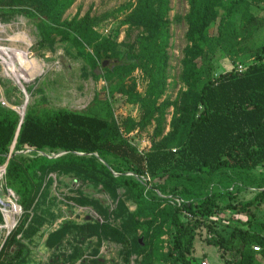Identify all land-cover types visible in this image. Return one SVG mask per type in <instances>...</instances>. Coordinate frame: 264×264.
Segmentation results:
<instances>
[{
	"label": "trees",
	"instance_id": "trees-1",
	"mask_svg": "<svg viewBox=\"0 0 264 264\" xmlns=\"http://www.w3.org/2000/svg\"><path fill=\"white\" fill-rule=\"evenodd\" d=\"M76 1L0 0V19L6 22L22 15L33 20L41 47L51 49L56 40L61 41L91 61L92 67H98L84 50L85 45L93 46L100 65L108 61L103 67L108 79L113 72L140 70L148 79L144 96L135 91L134 83L129 91L119 85L113 90L127 94L130 103L139 104L145 113L142 127L151 120L155 122V138L163 134L167 110L174 107L170 131L166 143L139 151L120 133L112 116L100 118L88 109L27 106L21 119L16 111L0 104V167L6 163L15 140L1 183L17 197L21 210L17 225L0 248V264H29L30 251L24 242L33 241L48 221L46 186L53 173L83 176L113 194L124 189L135 206L126 219V231L140 229L143 236H148L158 219H166L174 231L168 255L178 264H196L190 258H196L193 241L202 227L208 234L206 243L214 245L226 263L261 264L258 257L264 260V235L236 228L225 238L214 226V219L229 211L246 214L245 224H251L252 208H257L264 198V48L242 72L236 71L235 66L217 73L213 59L223 36L211 35L205 29L212 0H189L188 68L183 77L188 88L181 92V102L164 99L157 105L167 85L169 0H137L125 18L123 41L117 44L103 38L96 46L98 34L92 30L87 15L63 19ZM124 9L120 7L118 12L123 13ZM259 26L256 16L245 13L242 17L241 27L249 34ZM134 28L137 33L130 43ZM120 44L127 47L121 60L117 52ZM92 105L110 109L107 101L98 98ZM134 126V122L129 123L125 133ZM23 152L34 156L27 158ZM59 153L65 154L58 156ZM146 177L149 181H142ZM246 189L257 192L246 201H227ZM97 212L100 216L106 213L102 208ZM87 227L92 235H107L118 243L124 242L123 233L105 222L96 220ZM67 229L63 226L49 234L45 245H56ZM225 251L237 252L238 259L225 258Z\"/></svg>",
	"mask_w": 264,
	"mask_h": 264
},
{
	"label": "rangeland",
	"instance_id": "rangeland-1",
	"mask_svg": "<svg viewBox=\"0 0 264 264\" xmlns=\"http://www.w3.org/2000/svg\"><path fill=\"white\" fill-rule=\"evenodd\" d=\"M136 4L137 0H77L66 11L63 19L70 20L75 15L79 18L87 15L92 30L98 34L94 46L103 38L119 44L127 30L125 18ZM120 7L125 8L123 13L118 12ZM211 8L212 12L205 29L211 35L220 33L223 36V43L213 59L217 73L229 70L237 64L247 65L255 62L264 48V0H212ZM229 8L231 10L228 13ZM189 11V0H169L167 85L157 105L164 99L181 102V92L187 91L188 85L183 77L186 66L188 68L186 52L189 44L186 34ZM245 13L256 16L260 22L258 29L250 34L241 27ZM132 31L130 43L135 39L137 29L134 28ZM38 39L35 21L22 15H15L6 22L0 19L1 105L17 109L20 113L25 112L27 106L52 110L64 108L72 111L88 109L100 118L109 119L112 116L120 128V133L139 151H147L164 141L166 143L165 138L170 131L174 107L171 106L167 110L163 134L155 138L153 136L155 122L151 120L142 127L140 124L145 113L139 104L130 103L127 94L113 90L119 85L124 87L123 90L129 91L134 83L135 91L144 96L148 88V79L143 72L138 69L127 74L113 72L108 79L100 65L101 61L94 54L93 46L85 45L84 50L92 56L98 67H92L91 61L80 57L74 49L61 41L56 40L54 47L49 49L41 47ZM117 52L121 60L127 52V47L120 44ZM194 86L198 88L197 83ZM96 98L101 102L107 101L110 109L105 111V108L92 105ZM131 122H134L135 126L125 133ZM12 149L11 146L8 156H11ZM22 154L27 158L34 156L31 152ZM60 155L63 153L58 154ZM2 168L1 166L0 174ZM49 177L51 179L46 186L49 199L45 208L49 209L50 216L33 241L24 242L30 251L29 264H178L168 255V250L173 244L174 231L166 219H158L148 236H143L140 229L137 231L124 229L128 215L135 209L124 189H118L113 194L100 184L74 173H53ZM256 192L254 189L242 190L227 201H246ZM0 195L6 204L5 206L0 204L3 221L0 224L1 248L17 225L21 210L16 204L17 197L2 187L1 179ZM81 202L87 204L82 205ZM98 208L104 209L106 213L100 216ZM4 211L6 215L9 213L7 219ZM252 212L254 217L251 224H245L246 214L224 211L215 216L214 226L225 238L236 228L264 235V198L257 208H252ZM96 220L121 231L124 242L118 243L107 235H92L87 226L94 224ZM63 226L68 227L64 237L53 247H47L45 245L47 236ZM207 236L205 228H200L193 241V255L196 258L190 260L199 264L202 257H205L210 264H228L220 258L214 245L206 243ZM139 239L141 244L137 246L136 241ZM140 248L145 250L141 251ZM223 254L227 259H238L235 251H225ZM258 260L264 264L263 259L258 257Z\"/></svg>",
	"mask_w": 264,
	"mask_h": 264
},
{
	"label": "water",
	"instance_id": "water-1",
	"mask_svg": "<svg viewBox=\"0 0 264 264\" xmlns=\"http://www.w3.org/2000/svg\"><path fill=\"white\" fill-rule=\"evenodd\" d=\"M107 64H108V61L103 62V63H102V67H105ZM22 91L24 92V89H23V88H22ZM25 102H26V100H25ZM13 110H14V109H13ZM14 111H16V112L18 113L17 110H14ZM18 114H19V113H18ZM23 116H24V114L21 116V119L23 118ZM17 132H18V129H17ZM14 144H15V140H14V142L12 143V148H14ZM63 154H65V153H63ZM10 157H11V156H8V159H9ZM8 159H7L6 163L2 166V167H3V171H2V173L0 174V179L3 177V174H4V172H5V167H6V165H7ZM115 175H116V174H115ZM116 176H118V175H116ZM0 197H1V195H0ZM0 204H1L2 206H5V205H6V204H5L4 202H2L1 200H0ZM138 242H139V244H141V239H139Z\"/></svg>",
	"mask_w": 264,
	"mask_h": 264
},
{
	"label": "built area",
	"instance_id": "built-area-1",
	"mask_svg": "<svg viewBox=\"0 0 264 264\" xmlns=\"http://www.w3.org/2000/svg\"><path fill=\"white\" fill-rule=\"evenodd\" d=\"M245 65L244 64H237L236 65V71H238V72H242L243 70H245ZM142 181H149V177H146V178H143L142 179ZM156 192V194L158 195V196H161L160 195V193L158 192V191H155ZM184 216H186V218H188V219H190L191 218V216L189 215V214H184ZM255 250H258V248H255ZM200 264H208L206 261H200Z\"/></svg>",
	"mask_w": 264,
	"mask_h": 264
},
{
	"label": "bare ground",
	"instance_id": "bare-ground-1",
	"mask_svg": "<svg viewBox=\"0 0 264 264\" xmlns=\"http://www.w3.org/2000/svg\"><path fill=\"white\" fill-rule=\"evenodd\" d=\"M5 45H6V44H5ZM1 48H2V47H1ZM17 51H18V50H17ZM17 51H16V52H17ZM0 52H1V51H0ZM3 57H4V56H3ZM18 85L20 86V83H18ZM16 110H17V109H16ZM17 111H18V110H17ZM18 113H19L20 116H22L25 112L22 111V112L20 113V112L18 111ZM13 149H14V148H13ZM13 149H12V151H13ZM2 169H3V168H2ZM0 200H1L2 202H4V200H2V196L0 197ZM4 212H5V211H4ZM7 215H8V217H9V213H7ZM7 215H6V212H5V217H6V219H7ZM5 227H6V226H5Z\"/></svg>",
	"mask_w": 264,
	"mask_h": 264
},
{
	"label": "crops",
	"instance_id": "crops-1",
	"mask_svg": "<svg viewBox=\"0 0 264 264\" xmlns=\"http://www.w3.org/2000/svg\"><path fill=\"white\" fill-rule=\"evenodd\" d=\"M203 260L206 261L208 264H210L205 257H202L201 261H203Z\"/></svg>",
	"mask_w": 264,
	"mask_h": 264
}]
</instances>
